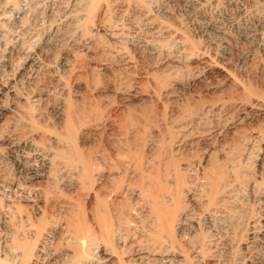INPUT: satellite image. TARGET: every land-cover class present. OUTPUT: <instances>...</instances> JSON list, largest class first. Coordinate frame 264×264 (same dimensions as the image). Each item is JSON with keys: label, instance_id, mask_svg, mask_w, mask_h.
Segmentation results:
<instances>
[{"label": "bare ground", "instance_id": "1", "mask_svg": "<svg viewBox=\"0 0 264 264\" xmlns=\"http://www.w3.org/2000/svg\"><path fill=\"white\" fill-rule=\"evenodd\" d=\"M127 50L180 107L107 159L80 95ZM0 264H264V0H0Z\"/></svg>", "mask_w": 264, "mask_h": 264}, {"label": "rangeland", "instance_id": "2", "mask_svg": "<svg viewBox=\"0 0 264 264\" xmlns=\"http://www.w3.org/2000/svg\"><path fill=\"white\" fill-rule=\"evenodd\" d=\"M100 13H101V11H99L98 14H100ZM98 14H97V16H98ZM94 22L96 24L95 25L96 30L98 29V31H96V32H97V34H100L99 38L101 36L100 39L98 38V42H102V43L108 42L109 43V38L106 35H104L103 31L101 30L100 18L99 19L96 18ZM127 51H129L128 56H127V58H129V59L127 60V58H126V61H125V59H122V60L119 58L115 59L114 57H112L113 60H111V57L108 58L110 61V62L108 61V63L110 64V66L112 65V67L109 66L110 69L107 70L106 72H100V75H99L100 78L98 76V78L100 79V85L102 86V88L104 87V89H102V91L97 92V91H94V89L92 90V89L88 88V90H87V88H85L84 90L81 91L82 94L80 93L81 94L80 97L82 96V99H80V100H85L86 102H89V100H90V101H93L94 103H98L102 106L104 104V106H105V108L103 106V110L105 111V112L103 111L104 115L102 114L103 115L102 118L105 119V120L104 119L103 120L105 122L107 121L105 129H103L97 135H93V136L91 135V137H89L87 140L89 145L91 147H93L92 148L93 151H95L96 149L97 150L100 149L99 152H101V154L105 153V155L107 153H109L110 155L115 153L111 147L112 145L110 144L109 139L114 137V136H119V134L121 133V129L123 128L124 121H126V119L128 118L127 115H129L130 113L132 114V118H134L133 120H137V121H135L136 125L139 123L137 125L138 130L141 131L142 129H145V127H146L145 125H148V124H149L148 127H151V126L157 127L158 125L160 126L163 118H165V116L170 115V113L173 111V109L175 107H177V105H179V104H176L175 102H173L172 100H170L171 102L167 99H160L159 100V99H157L158 97L148 98V100L146 98V100H144V102H143L145 104V106L142 102H141L142 105H140V102H138V100L140 101V99H138L137 97H143V95L149 93V91L151 89L152 90L154 89V91H155V88H156V92H157L158 88H157L156 84L153 82L154 80L152 78H153V75H156V73H159V71L161 70V67L159 65H157V66L154 65L155 63H153V61H152L153 59H151L149 57H146L144 55H143L144 56L143 57L142 54H139L137 52L135 53L134 50H127ZM85 55H83V56H85ZM139 55H141V56H139ZM85 57H87V58H85ZM85 57H83L85 60L84 61L82 60V62L79 63L80 65L77 66V68L79 70L78 75H80L78 77H80L82 80L83 79L86 80L88 77H90L91 72H92L91 71L92 66L89 65V62L86 60V59H88V56L86 55ZM131 57H133V58H131ZM117 59H118V61H117ZM89 74H90V76H89ZM69 82L70 83L72 82V78L70 79ZM109 84H114L115 86L117 85L116 86L117 88H119V86H120L121 88L123 87V88L127 89V91L129 92V95H127L128 93L120 94L121 92H118V94L117 93L115 94V92H111L110 89H108ZM128 88L129 89L132 88V89L129 90ZM198 90H199V88H198ZM210 96L207 94H202V96L200 95V97L204 100L203 102L212 100V98H215L217 95H215V96L210 95ZM184 101L186 103L192 102L191 100H190L191 102L189 101V97H187L186 100H184ZM184 101L181 102V104L184 103V105H185ZM192 103H194V102H192ZM179 107H180V105H179ZM181 108H182V105H181ZM129 109H131L130 111H132V112H129ZM128 112H129V114H128ZM140 113H142V115H144V116L147 115L150 117V118L148 117L149 119L147 118V116L145 117V119L146 118L148 119V120L146 119L148 122H146V120L144 119V116L143 117H141L142 115L140 116ZM143 113H145V114H143ZM144 121L147 124L144 123ZM143 125H144V128H143ZM119 130H120V132H119ZM140 133L141 134L139 135V137H141L142 133L144 134V131L143 132L141 131ZM144 136H145V138H143ZM147 137L148 136L144 134L141 137L143 139V141L140 138H138L136 140L135 145L137 146V149H139V150H137L138 154L143 152L144 146H145L144 144H145V142H147L146 140H148ZM138 146H139V148H138ZM142 148H143V150H142ZM103 150H106L107 152L106 151L104 152ZM109 151L112 153H110ZM139 151H141V152H139ZM102 152H104V153H102ZM158 152H159V149H158ZM105 155H104V157H106L107 159L109 157H111V158L113 157V155H111V156L108 154L106 156ZM158 155H159V153L157 154L156 157L160 156V155L159 156ZM156 157H154V158H156ZM76 196L77 195L75 194L74 197H76ZM76 198H78V197H76ZM78 199L82 200L83 198L80 197Z\"/></svg>", "mask_w": 264, "mask_h": 264}]
</instances>
